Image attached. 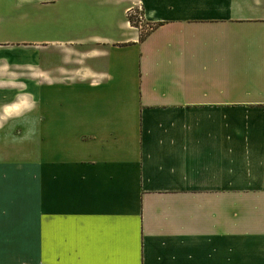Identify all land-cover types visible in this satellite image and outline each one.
<instances>
[{
  "label": "crops",
  "instance_id": "0c3cea01",
  "mask_svg": "<svg viewBox=\"0 0 264 264\" xmlns=\"http://www.w3.org/2000/svg\"><path fill=\"white\" fill-rule=\"evenodd\" d=\"M86 7L71 73L0 62V264H264V0Z\"/></svg>",
  "mask_w": 264,
  "mask_h": 264
},
{
  "label": "rangeland",
  "instance_id": "374dc122",
  "mask_svg": "<svg viewBox=\"0 0 264 264\" xmlns=\"http://www.w3.org/2000/svg\"><path fill=\"white\" fill-rule=\"evenodd\" d=\"M90 1L93 0H57L48 4L33 2L35 4L23 6L17 0H6L8 7L4 8V12L1 10V16L6 13V20L0 19V62L29 64L43 71L54 72L56 76H62L57 71L60 68L71 73V34L101 32L94 29L95 24L91 27L90 20H99L101 17L97 16L99 9L86 7ZM127 17L141 25L142 34L155 26L144 18L140 5L131 7ZM58 94L62 101L55 102L57 112H71V88ZM12 97V91L2 93L4 99ZM43 103L38 106L39 112L43 111L41 107L50 106L52 101L44 97ZM29 133L32 131L29 130ZM62 138L65 139H57ZM41 141L38 136L29 137L28 152L23 154L29 158L36 156L35 151L41 147Z\"/></svg>",
  "mask_w": 264,
  "mask_h": 264
},
{
  "label": "trees",
  "instance_id": "16d2710c",
  "mask_svg": "<svg viewBox=\"0 0 264 264\" xmlns=\"http://www.w3.org/2000/svg\"><path fill=\"white\" fill-rule=\"evenodd\" d=\"M129 21H130V23H131L132 25H134V26H138V24H136L135 22H133L131 19H130ZM153 28H154V27H152L151 30H152ZM145 35H146V33H145V34H142V33H141L140 39H143V38L145 37Z\"/></svg>",
  "mask_w": 264,
  "mask_h": 264
}]
</instances>
